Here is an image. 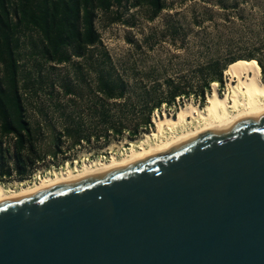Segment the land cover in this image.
Instances as JSON below:
<instances>
[{"label":"water","instance_id":"water-1","mask_svg":"<svg viewBox=\"0 0 264 264\" xmlns=\"http://www.w3.org/2000/svg\"><path fill=\"white\" fill-rule=\"evenodd\" d=\"M0 264H264V109L0 201Z\"/></svg>","mask_w":264,"mask_h":264},{"label":"rangeland","instance_id":"rangeland-1","mask_svg":"<svg viewBox=\"0 0 264 264\" xmlns=\"http://www.w3.org/2000/svg\"><path fill=\"white\" fill-rule=\"evenodd\" d=\"M163 1L165 9L153 19L146 5L131 7L125 11L122 19L128 23L112 22L113 14L100 13L96 19L102 46L112 58L114 72L126 78L127 95L133 99L129 103L134 102V99L138 97L141 98L145 91L155 92L153 93L154 98L163 96L166 90V80L169 77L178 82L198 81V67H205L207 62L213 59L225 60L233 56L238 58L228 65L235 62H256L255 59L239 58L252 52L264 66V0ZM34 37H36L35 34ZM24 41L19 49V77L23 89L22 94L25 97L31 96L27 95L30 92L28 90L26 92L23 88L28 76L31 84L40 80V74L42 78H45V74H49L47 81L40 85L35 83L41 88L30 97L32 105H27L29 120L33 125L39 124L43 131L40 132L39 141L42 151L47 152L52 148L51 128L56 133L61 131L64 122V117L61 115L63 110L75 118L82 117L85 134H95L101 131L102 128L93 125L92 118L95 114L90 110L91 96L87 93V87L82 98L72 95L69 98L73 101L59 100L61 78L67 75L73 84L76 82L74 66L60 64L51 68L49 63L37 65V61L30 55V48ZM226 71L223 72V84L217 83L220 94L228 88ZM83 73L85 84H90L93 88L92 67L85 65ZM260 76L263 80L264 73L261 70ZM51 81L55 84V91L52 98H49L48 83ZM179 101L181 106L192 102L202 107L205 103L204 101L201 104L193 97H182ZM122 102V100H117L116 104L109 106L111 114L116 115L120 108H124ZM60 104L65 105L66 109ZM144 111L139 106L138 108L133 107V110L130 106H126L125 116L129 119V124H133L134 118L143 114ZM164 112L171 114V109L161 106L157 111L154 110L151 114V121L154 117L163 116ZM153 129L154 125L147 130L141 129L140 134L133 139L128 138L125 130L122 137L110 135L111 139L107 144H103L102 138L96 141L91 137L90 142L83 141L75 147L71 146V141L67 137L62 136L61 153H57L56 156L46 154L43 161L37 164L30 178L18 180L12 177L0 184L20 189L53 174L54 170L64 171L67 166L79 167L95 159L108 160L112 154L121 156L129 149L131 143L135 146L139 145L145 133ZM12 140L10 139V142Z\"/></svg>","mask_w":264,"mask_h":264},{"label":"trees","instance_id":"trees-1","mask_svg":"<svg viewBox=\"0 0 264 264\" xmlns=\"http://www.w3.org/2000/svg\"><path fill=\"white\" fill-rule=\"evenodd\" d=\"M139 5L149 8L152 19L165 9L163 0H0V182L12 177L18 180L30 178L46 154L56 156L61 153L62 136L71 141L72 147L83 141L90 142L91 137L96 141L102 138L103 144H107L110 135L122 137L125 130L128 138L133 139L141 129L147 130L153 125L151 114L161 105L169 107L175 104L176 98L182 97H193L203 104L211 83L223 84L224 70L237 63L228 65L238 59L234 56L225 60L213 59L205 67L199 66L196 82H178L169 77L163 96L154 98L155 92L145 91L141 98L129 103L133 99L127 95L126 78L114 72L112 58L102 46L96 19L100 13L113 14L112 22L128 23L122 19L124 12ZM23 41L37 65L49 63L51 68L60 64L74 66L76 82L73 84L67 75L61 78L59 100L73 101L69 98L72 95L82 98L87 87L91 96L90 110L95 114L93 125L102 128L101 131L85 134L82 117L75 118L63 110L61 131L56 133L51 128L52 148L42 151L39 141L43 131L39 124L33 125L29 120L27 105H32L30 97L41 88L37 85L47 81L49 74H45V78L40 74V80L30 84L28 73L23 88L31 96L22 94L19 49ZM239 58L255 59L264 73L262 61L254 53ZM85 65L93 69V88L85 84ZM48 84L47 94L52 98L55 84L52 81ZM117 100L123 101L124 108L113 115L109 106L116 104ZM60 106L65 108V105ZM126 106L132 110L139 106L145 111L129 124L125 116Z\"/></svg>","mask_w":264,"mask_h":264},{"label":"bare ground","instance_id":"bare-ground-1","mask_svg":"<svg viewBox=\"0 0 264 264\" xmlns=\"http://www.w3.org/2000/svg\"><path fill=\"white\" fill-rule=\"evenodd\" d=\"M226 73L228 88L223 94L219 93L217 83L213 82L202 107L188 102L174 114L164 112L163 116L154 117V129L145 133L139 145L131 143L123 155L112 154L108 160L95 159L79 167L67 166L64 171L54 170L53 174L20 189L0 184V201L25 191L55 184L60 180L107 169L149 152L163 150L200 131L225 127L237 117L253 115L264 109V79H261L257 62L236 63Z\"/></svg>","mask_w":264,"mask_h":264},{"label":"built area","instance_id":"built-area-1","mask_svg":"<svg viewBox=\"0 0 264 264\" xmlns=\"http://www.w3.org/2000/svg\"><path fill=\"white\" fill-rule=\"evenodd\" d=\"M161 106H165V105H161ZM180 106L181 104H180L179 98H176L175 104L169 106L168 109H171V114H173L177 108H180ZM155 111H157V109H155ZM34 180L35 179L33 178V182Z\"/></svg>","mask_w":264,"mask_h":264}]
</instances>
